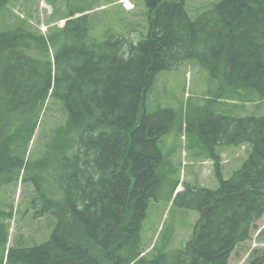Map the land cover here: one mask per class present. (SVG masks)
<instances>
[{
	"label": "trees",
	"instance_id": "1",
	"mask_svg": "<svg viewBox=\"0 0 264 264\" xmlns=\"http://www.w3.org/2000/svg\"><path fill=\"white\" fill-rule=\"evenodd\" d=\"M144 1L148 33L135 42L121 35L89 40V6L70 10L62 26L48 25L44 34L26 27L11 0H0V187L20 177L27 182L36 170L38 215L56 219L48 240L34 246L7 250L0 234V264H228L257 228L264 214V115L219 113V98L187 116L185 129L201 138L216 168L217 146L249 143L252 151L229 178L216 169L215 190L177 193L174 201L183 196L185 208L201 214L190 241L142 248L149 201L159 198L164 179L158 142L180 120L172 108L144 111L154 76L193 61L226 88L220 93L264 101V0H220L194 20L182 0ZM55 109L66 129L48 134L44 116ZM39 124L44 152L27 159Z\"/></svg>",
	"mask_w": 264,
	"mask_h": 264
},
{
	"label": "rangeland",
	"instance_id": "2",
	"mask_svg": "<svg viewBox=\"0 0 264 264\" xmlns=\"http://www.w3.org/2000/svg\"><path fill=\"white\" fill-rule=\"evenodd\" d=\"M182 1L188 16L194 20L220 0ZM122 4L132 9H124ZM84 6H89L90 10L87 12L89 40L102 41L110 35H121L136 42L148 33V9L144 0H11L9 8L29 21L26 27L45 34L48 25L62 26L64 21L59 20L60 18L70 10ZM11 18L20 23L19 19L5 14L7 22ZM211 81L213 80L208 77L203 67L190 61L174 69L158 72L145 93L143 108L146 113L172 108L180 116V120L158 142L162 159L157 173L164 179L159 198L150 199L142 223L141 245L145 252L152 251L153 247L156 248L155 252L163 251L167 241V248H180L190 241L193 235L191 230L201 214L186 209L183 196L174 201L177 193L183 187L215 190L218 187L216 169L227 179L252 151V145L249 143L217 146L216 168L215 159L210 157L201 138L185 129L187 116H198L201 113L199 110L209 107L211 101L219 98L221 99L213 101L219 113L240 117L249 114L264 115V101L259 100L256 94L257 97L237 98L244 97V94L233 91L220 93V89L226 88H222L217 80L213 83ZM44 118L42 130L48 134L56 126H61L62 130L66 129L65 117L61 116L58 109L49 111L48 118L46 114ZM39 129L40 124L25 149L28 150L27 159L31 158L34 152L40 158L44 152L40 146ZM35 174L36 170L29 171V181L23 182L20 177L18 181L12 180L13 182L0 187V222L5 227L0 234H6L4 246L7 250L11 247H29L45 242L54 229L56 219L52 214L38 215L40 205L34 201L37 200V194L32 180ZM8 176L10 178L11 174L8 173ZM176 182L178 185L175 193L169 199ZM256 225L257 228L252 231L250 238L232 250L228 264H264V240L259 237V231L264 228V214Z\"/></svg>",
	"mask_w": 264,
	"mask_h": 264
},
{
	"label": "bare ground",
	"instance_id": "3",
	"mask_svg": "<svg viewBox=\"0 0 264 264\" xmlns=\"http://www.w3.org/2000/svg\"><path fill=\"white\" fill-rule=\"evenodd\" d=\"M129 1V0H128ZM129 7V6H128ZM132 8V7H131Z\"/></svg>",
	"mask_w": 264,
	"mask_h": 264
}]
</instances>
